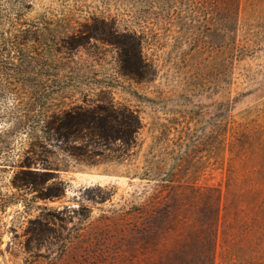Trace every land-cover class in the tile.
I'll use <instances>...</instances> for the list:
<instances>
[{
    "label": "trees",
    "instance_id": "obj_1",
    "mask_svg": "<svg viewBox=\"0 0 264 264\" xmlns=\"http://www.w3.org/2000/svg\"><path fill=\"white\" fill-rule=\"evenodd\" d=\"M43 1L0 0V172H11L10 184L19 195L15 200L23 206L17 214L39 201L62 199L68 184L62 173L72 167L154 185L139 203L104 211L95 221L92 208L83 202L37 204L38 213L13 221L9 230L15 238L6 249L22 264H216L219 239L230 252L239 253L231 238L260 228L259 215L254 216L256 223L246 221L234 232L237 214L232 219L230 212L241 196L233 194L223 208V189L198 184L193 173L223 169L228 161L227 195L240 185L259 196L264 188V131L226 117L210 130L205 155L175 148L178 153L169 164L172 153L164 148L139 157L145 126L140 113L117 102L105 86L82 82L72 58L99 41L114 48L120 74L151 78L157 69L148 53L154 32L166 29L167 35L180 38L188 30L185 18L197 13L208 17L210 26L202 34L223 47L232 68L244 3L255 13L264 12V0H98L97 5L49 0L58 7L49 5L29 17ZM47 37H58L61 47ZM115 193V185L97 183L85 187L81 198L105 203ZM247 202L264 205V197ZM258 239L264 249V235ZM230 264H264V254Z\"/></svg>",
    "mask_w": 264,
    "mask_h": 264
},
{
    "label": "rangeland",
    "instance_id": "obj_2",
    "mask_svg": "<svg viewBox=\"0 0 264 264\" xmlns=\"http://www.w3.org/2000/svg\"><path fill=\"white\" fill-rule=\"evenodd\" d=\"M98 2L87 0L89 5H97ZM245 4L246 2L238 32L240 46L232 68L228 65L227 53L223 47H217L214 38H205L202 34L210 26L208 17L197 13L190 16L191 19L185 18V28L188 30L183 29L185 33H181L180 38H177L179 34L169 32L167 35L166 29L154 32L152 47L148 53L156 59L157 69L151 78L136 79L120 74L114 48L99 41H91L86 50L73 56L75 74L82 77V82L105 86L117 102L140 113L145 126L140 133L142 147L139 157L155 149L164 152V148L172 153L168 158L169 164L174 163L175 154L178 153L175 148L205 155L210 130L226 117L251 122L264 131V12L255 13L245 7ZM49 5L58 7V3L51 4L49 0H44L42 6H36L28 16H36ZM113 11H116V7H113ZM123 12L125 11L120 10L121 14ZM126 18L130 19L129 14H126ZM197 37H202L203 40L197 42ZM52 40L61 47L58 37L49 39L50 43ZM64 68L65 71L69 69L67 66ZM180 133L183 138L179 141ZM150 147L154 149L151 150ZM225 162L223 169L212 170L206 167L193 174L198 177V184L215 185L223 189V208L233 194L241 196L239 206L236 209L232 207L230 212V218L232 213L237 214L236 220L232 221L236 223L234 232L242 229L246 221L256 223L253 219L254 216L257 219L258 215L257 225L260 228L245 231L242 237L231 238L232 243L237 244L236 248H240L239 253L230 252L229 246L224 245L223 239H219L216 264L238 263L242 258L258 259L264 254L263 245L260 247L256 243L261 234L264 235V205H259L258 202L256 206H252L247 201L257 197L259 200L263 199L264 188L256 196L250 191V187L237 185L227 195L225 183L228 161ZM62 177L68 183L66 195L62 199L39 201L31 206L30 211L18 215L17 211L22 210L23 206L15 200L19 195L10 184L11 172H0V208L5 209V212L0 213V250L3 251L0 264H22L19 258L12 256L11 249H6L8 241L15 238L9 227L17 218V221H22L38 213L37 204L58 207L64 204L77 206L83 202L92 208V220L95 221L104 211L110 214L113 209L121 208L125 203H139L143 193L154 185V182L138 178L129 180L125 176L103 173L96 169L72 167L63 172ZM97 183L102 186L115 185L116 193L111 201L90 203L81 198L85 187ZM19 232L21 228H18ZM234 258H238L237 261H232Z\"/></svg>",
    "mask_w": 264,
    "mask_h": 264
}]
</instances>
